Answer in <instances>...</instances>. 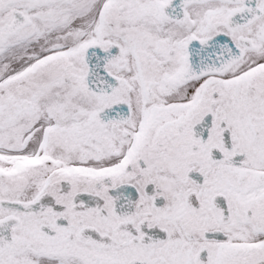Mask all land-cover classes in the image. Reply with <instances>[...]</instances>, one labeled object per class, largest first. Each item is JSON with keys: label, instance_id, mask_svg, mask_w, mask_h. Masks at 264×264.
Masks as SVG:
<instances>
[{"label": "snow or ice", "instance_id": "obj_1", "mask_svg": "<svg viewBox=\"0 0 264 264\" xmlns=\"http://www.w3.org/2000/svg\"><path fill=\"white\" fill-rule=\"evenodd\" d=\"M0 264H264V0H0Z\"/></svg>", "mask_w": 264, "mask_h": 264}]
</instances>
